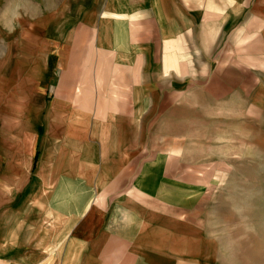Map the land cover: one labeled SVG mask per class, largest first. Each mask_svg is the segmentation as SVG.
<instances>
[{"label": "crops", "instance_id": "0c3cea01", "mask_svg": "<svg viewBox=\"0 0 264 264\" xmlns=\"http://www.w3.org/2000/svg\"><path fill=\"white\" fill-rule=\"evenodd\" d=\"M209 3L0 0V264H217L173 191L264 110V0Z\"/></svg>", "mask_w": 264, "mask_h": 264}, {"label": "rangeland", "instance_id": "374dc122", "mask_svg": "<svg viewBox=\"0 0 264 264\" xmlns=\"http://www.w3.org/2000/svg\"><path fill=\"white\" fill-rule=\"evenodd\" d=\"M213 1L221 2L224 12L232 13L234 6L240 13L248 0L209 4ZM220 138L219 156L198 160L205 170L190 174L188 190L173 191L174 199L189 200L184 206L189 236L185 238L187 229L183 239L175 236L174 252L193 257L194 249L214 250L217 264H264V110L254 113V122L245 117L236 124L224 121ZM180 244H187L189 253L179 250Z\"/></svg>", "mask_w": 264, "mask_h": 264}]
</instances>
